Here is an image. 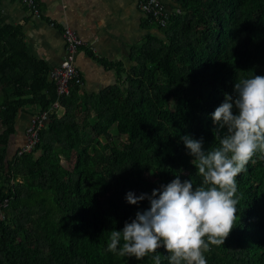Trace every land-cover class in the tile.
I'll return each mask as SVG.
<instances>
[{
  "label": "trees",
  "instance_id": "trees-1",
  "mask_svg": "<svg viewBox=\"0 0 264 264\" xmlns=\"http://www.w3.org/2000/svg\"><path fill=\"white\" fill-rule=\"evenodd\" d=\"M174 2L162 1L165 26L147 14L161 35L136 46L130 65L104 61L116 83L84 95L82 79L58 96L49 65L0 17V264H154L156 253L168 264L163 247L140 259L108 250L110 231L148 206L126 191L150 193L177 174L199 184L180 136L217 146L209 114L235 80L264 74V0ZM43 111L33 149L10 154L19 114ZM235 179V224L209 243L207 264H264V152Z\"/></svg>",
  "mask_w": 264,
  "mask_h": 264
},
{
  "label": "clouds",
  "instance_id": "clouds-1",
  "mask_svg": "<svg viewBox=\"0 0 264 264\" xmlns=\"http://www.w3.org/2000/svg\"><path fill=\"white\" fill-rule=\"evenodd\" d=\"M209 115L217 146L205 149L202 137L180 136L201 182L177 174L150 193L126 191L128 203L146 199L148 206L110 231L109 251L140 259L163 247L168 264H207L209 243L222 244L238 212L235 178L255 152H264V74L235 80ZM151 259L161 264L159 253Z\"/></svg>",
  "mask_w": 264,
  "mask_h": 264
},
{
  "label": "crops",
  "instance_id": "crops-1",
  "mask_svg": "<svg viewBox=\"0 0 264 264\" xmlns=\"http://www.w3.org/2000/svg\"><path fill=\"white\" fill-rule=\"evenodd\" d=\"M167 7L174 0H162ZM37 16L22 0H0L3 23L20 26L27 51L45 60L50 68L57 66L65 54L62 28L67 25L83 40L75 56L76 67L83 79L80 94L99 92L118 80L117 71L104 61L131 63L136 46L148 35L161 31L141 10L140 0H37ZM59 113L64 109L58 108ZM31 115L21 112L17 131L12 136L9 152L17 151L26 140Z\"/></svg>",
  "mask_w": 264,
  "mask_h": 264
},
{
  "label": "built area",
  "instance_id": "built-area-1",
  "mask_svg": "<svg viewBox=\"0 0 264 264\" xmlns=\"http://www.w3.org/2000/svg\"><path fill=\"white\" fill-rule=\"evenodd\" d=\"M25 2L37 16L41 15V10L37 0H22ZM139 6L142 11L152 16L161 26H165L168 19V12L164 8L161 0H140ZM62 36L65 44V54L57 66H53L49 72V76L55 84L56 93L58 96L69 93L70 83L82 84V77L75 64V56L78 48L83 44V40L69 26L65 25L62 28ZM53 106H58V102H54ZM49 116L48 111H43L30 118L26 140L18 149L21 155L24 152H29L33 149L39 140V131L47 121ZM6 205V204H5Z\"/></svg>",
  "mask_w": 264,
  "mask_h": 264
},
{
  "label": "rangeland",
  "instance_id": "rangeland-1",
  "mask_svg": "<svg viewBox=\"0 0 264 264\" xmlns=\"http://www.w3.org/2000/svg\"><path fill=\"white\" fill-rule=\"evenodd\" d=\"M63 162H64L65 166H67V167H69V168H72L73 165H74V161L63 160ZM148 177H149L150 179H153V178L155 177V174H153V173H149V174H148Z\"/></svg>",
  "mask_w": 264,
  "mask_h": 264
}]
</instances>
